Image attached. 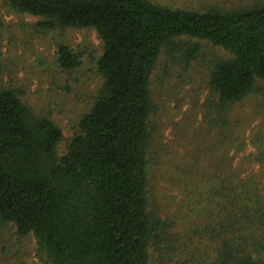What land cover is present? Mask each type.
<instances>
[{
    "label": "trees",
    "instance_id": "16d2710c",
    "mask_svg": "<svg viewBox=\"0 0 264 264\" xmlns=\"http://www.w3.org/2000/svg\"><path fill=\"white\" fill-rule=\"evenodd\" d=\"M1 2L39 16V30L90 28L104 42L98 60L103 87L64 155L58 123L0 86L1 222L33 233L49 264H179L183 258L182 264H264V182L236 164L248 147L236 108L256 92L264 96V0L206 11L153 0ZM195 40L228 56L207 60L206 129L197 136L204 135V163L198 159L186 172L188 179L206 181L208 195L198 221L190 222L193 233L184 235L206 238L202 259L191 260L184 236L173 233L179 221L151 208L149 154L160 127L152 116L153 72L163 52L172 60L197 58L198 43L177 52ZM56 47L63 71L80 65L69 45ZM250 143L257 150L245 163L257 164L264 175V131L253 133ZM176 247L180 254L169 255Z\"/></svg>",
    "mask_w": 264,
    "mask_h": 264
},
{
    "label": "rangeland",
    "instance_id": "374dc122",
    "mask_svg": "<svg viewBox=\"0 0 264 264\" xmlns=\"http://www.w3.org/2000/svg\"><path fill=\"white\" fill-rule=\"evenodd\" d=\"M153 1L175 8L206 11L212 7L229 9L247 6L257 0ZM40 20L39 16L13 11L0 0V86L16 90L36 113L58 123L64 133L59 152L64 155L71 139L79 132L81 117L89 111L93 99L103 87L104 78L99 73L98 60L103 55L104 42L96 30L90 28L54 33L39 30ZM58 42L69 45L79 55L81 63L76 69L66 72L57 65ZM196 44L201 45V53L190 62L179 58L172 60L163 52L151 82L152 98L156 105L153 123L160 127L159 136L149 154L153 171L150 203L154 213H159L163 219L179 221L173 229L176 237L193 233L190 232L193 227L190 222L198 221V210L205 206L202 201L208 196L204 190L206 181L188 179L186 172L191 167L189 165L195 164L198 159L199 165L204 163L205 155L199 148L204 135L200 138L197 136L200 135V128L206 129L203 105L208 95L207 63L216 57L228 56L222 48L196 40L191 45L180 44L177 52L186 51ZM261 109H264L261 92L252 94L236 108V114L242 118L244 126L240 134L248 144L247 150L236 159V164L243 163L250 167L264 182L259 166L247 164L244 159L257 150L250 143L253 133L259 129L264 131V120L257 116L262 115ZM194 241V237L184 236L187 249L185 258L189 255L191 260L202 259L206 238ZM179 254L177 247L169 252V255ZM183 259L179 264L183 263ZM0 264L49 262L33 233L22 235L15 224H5L0 220ZM156 264L163 263L158 260Z\"/></svg>",
    "mask_w": 264,
    "mask_h": 264
}]
</instances>
